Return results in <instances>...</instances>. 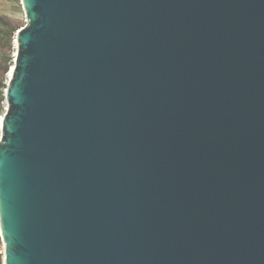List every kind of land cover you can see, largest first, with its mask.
Masks as SVG:
<instances>
[{"label":"water","instance_id":"95a60500","mask_svg":"<svg viewBox=\"0 0 264 264\" xmlns=\"http://www.w3.org/2000/svg\"><path fill=\"white\" fill-rule=\"evenodd\" d=\"M19 1L4 264H264V0Z\"/></svg>","mask_w":264,"mask_h":264},{"label":"rangeland","instance_id":"374dc122","mask_svg":"<svg viewBox=\"0 0 264 264\" xmlns=\"http://www.w3.org/2000/svg\"><path fill=\"white\" fill-rule=\"evenodd\" d=\"M0 17L9 19L13 24L18 27H22L25 24L24 14L20 7L19 0H0ZM13 37L9 41L0 39V80L4 87L0 88L2 98L0 99V112L2 111V105L4 100V90L6 88L5 83L7 81V73L9 68L13 65L15 57ZM1 38V36H0ZM7 58L10 62H7ZM7 66V71L3 73L2 67Z\"/></svg>","mask_w":264,"mask_h":264},{"label":"trees","instance_id":"16d2710c","mask_svg":"<svg viewBox=\"0 0 264 264\" xmlns=\"http://www.w3.org/2000/svg\"><path fill=\"white\" fill-rule=\"evenodd\" d=\"M16 24H13L9 19L0 17V39H4L9 41L11 37L16 33V31L19 29ZM7 62H10V59H6ZM2 72L5 73L7 71V66L2 67ZM4 87L2 80H0V88ZM2 98L1 92H0V99ZM1 264V260H0Z\"/></svg>","mask_w":264,"mask_h":264},{"label":"built area","instance_id":"2783aa9c","mask_svg":"<svg viewBox=\"0 0 264 264\" xmlns=\"http://www.w3.org/2000/svg\"><path fill=\"white\" fill-rule=\"evenodd\" d=\"M6 110H7V104L4 101L2 105V111L0 112V135H1V123ZM0 260H1V264H4V242L1 235V228H0Z\"/></svg>","mask_w":264,"mask_h":264},{"label":"snow or ice","instance_id":"6c2138e0","mask_svg":"<svg viewBox=\"0 0 264 264\" xmlns=\"http://www.w3.org/2000/svg\"><path fill=\"white\" fill-rule=\"evenodd\" d=\"M7 239V237H5V240ZM7 247V245H5Z\"/></svg>","mask_w":264,"mask_h":264}]
</instances>
